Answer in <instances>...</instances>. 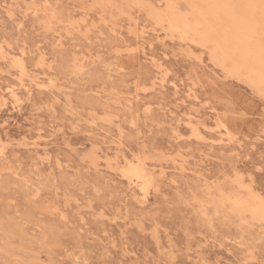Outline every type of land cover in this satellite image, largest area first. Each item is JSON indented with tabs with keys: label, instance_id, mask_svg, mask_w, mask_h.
Here are the masks:
<instances>
[{
	"label": "rangeland",
	"instance_id": "374dc122",
	"mask_svg": "<svg viewBox=\"0 0 264 264\" xmlns=\"http://www.w3.org/2000/svg\"><path fill=\"white\" fill-rule=\"evenodd\" d=\"M131 6L0 0V45L24 50L25 77L43 84L20 87L18 105L0 103V264H241L264 257L260 221L217 206L229 192L264 195V99L213 65L205 48L162 38L159 27L152 33L147 9ZM189 48L204 64L194 66ZM8 64L0 58L2 84L20 75ZM187 113L201 124L200 137ZM93 147L96 161H85ZM141 153L155 177L145 195L118 171ZM36 190L40 196L30 199Z\"/></svg>",
	"mask_w": 264,
	"mask_h": 264
},
{
	"label": "bare ground",
	"instance_id": "6f19581e",
	"mask_svg": "<svg viewBox=\"0 0 264 264\" xmlns=\"http://www.w3.org/2000/svg\"><path fill=\"white\" fill-rule=\"evenodd\" d=\"M118 1L119 0H100V3L113 4ZM120 1L123 2V4L126 6L128 5L136 6L137 4L147 5L146 7H139V8H146L148 15L153 19L154 25L151 30L152 33L157 35V33L159 32V29H161V30H164V35L162 36V38L165 36L169 39H173L176 37L178 41H180L181 43H185V44H188L193 38H195L197 41L195 45H198L200 47H201V43L210 44L211 47H202V48H205L207 50L209 61L213 65H216L219 68H221L228 77H232L238 82L248 85L258 95H260L261 90H264V79L261 78L260 71H259L258 51H259V44H260V19H259L258 9L248 10V9H242V8L208 7V5H212V4L241 5V4L250 2V0H164V6L161 9L153 6L148 0H120ZM255 2L258 3L259 0H255ZM170 3L182 4L184 5V7L180 8L179 10L170 9L167 7V5H169ZM29 5L30 6L28 7L30 8L33 5V3H29ZM44 7H46V4ZM118 10L122 11L123 9L120 8ZM33 11L35 10L33 9ZM38 11H40V9H38ZM41 11L45 13L47 9L44 8ZM50 12H51L50 13L51 17H54L55 16L54 10L52 11L50 10ZM51 17L49 15V19ZM55 18H58V17H55ZM74 20L76 21V19ZM94 23L92 24L94 25ZM133 25L136 28V25H137L136 22H134ZM42 27L44 26L42 25ZM87 30L85 31L87 32ZM139 30H140L139 33L141 35L143 34L144 36L145 34L144 26H141V29ZM182 36H187V39H181ZM205 36L207 37V40L204 39ZM58 38H59V35H58ZM58 42H59V39H58ZM162 42L164 41L162 40ZM190 44L192 43H189V45ZM250 48L255 51L256 53L255 56H252V57L249 56ZM6 49L7 48H2V46L0 45V58L3 60L4 59L9 60L8 66L18 69L20 73L19 76H15L14 74L10 73V75L8 76V77H12L10 80L5 81L4 84H2L3 80L2 82H0V103L3 108L6 107L7 109V107L10 104L18 105L19 96H18L17 90L20 87L24 88L28 92L29 85H31V82H34L37 86H41L43 84L41 81H39L38 76H35V78L25 77L26 67L24 64V54H25L24 50L20 49L18 52H13V50L8 49L9 50L8 51ZM189 52H191L193 55H198L201 57L200 54L194 53L195 51L193 50V48H189L188 53ZM43 59L44 57H43V54L41 53L39 56V62L43 63L42 62ZM201 64H204L203 59H202ZM77 66H79V68L82 67L80 64H76V67ZM157 66L159 68V65ZM202 67H204V65ZM3 72L4 71H1L0 69V76L2 77H4L2 75ZM2 77H0V81L1 79H3ZM154 79L155 80L157 79L156 76L154 77ZM50 84H52V82ZM190 90L192 89L190 88ZM187 115L189 116L188 117L189 122L192 123V127H191L192 135L195 137H200V132L197 127V124H200V123H198V121L194 122V117H195L194 114L187 113ZM108 117L112 118V115H109ZM216 122L220 124L219 125L220 127L224 128L225 130L224 134L232 138L231 135H234V134L229 131L226 125L222 123L220 120H217ZM202 137L204 136L202 135ZM204 138L205 140L208 139V138L206 139V137ZM4 146H5V143L2 142L1 137H0V155L2 154L4 150ZM145 169H146L147 176L152 179V185H153L155 177L153 176V173L151 171L147 170L146 166H145ZM127 178L131 182L137 184L139 186L140 191H141V188L144 187L143 180L133 179L131 177H127ZM236 180H237L238 185L240 186V183H241L240 178L237 177ZM147 191H148V188H146L145 191L142 192V194L145 195ZM193 195L195 196V194ZM235 200H243V201L248 202V207L234 210L231 201H235ZM219 201H220V204L217 205L218 207H221L224 203H227L228 209L233 214L239 217H242L244 216V214L247 213L250 215L252 219L260 221L259 216L257 215L253 217L252 212H251L252 208H256V209L259 208L260 198L254 195L253 193H251L250 191H247L244 194H239L237 192L235 193L229 192L226 194H221V198Z\"/></svg>",
	"mask_w": 264,
	"mask_h": 264
},
{
	"label": "snow or ice",
	"instance_id": "6c2138e0",
	"mask_svg": "<svg viewBox=\"0 0 264 264\" xmlns=\"http://www.w3.org/2000/svg\"><path fill=\"white\" fill-rule=\"evenodd\" d=\"M146 6L147 5H143V4H137L136 5V7H146ZM167 7L170 9L179 10L180 8L184 7V5L178 4V3H170L169 5H167ZM208 7L242 8V9H248V10H257L258 9L259 19H260V44H259V51H258L259 71H260L261 78L264 79V0H259L258 3H256L255 0H250V2L245 3V4H241V5H232V4L216 5V4H212V5H208ZM181 39H187V36H182ZM204 39L207 40V37L205 36ZM196 42L197 41L195 38H193L190 41V43H192V44H195ZM201 47H211V45L208 43H201ZM188 55L193 60L194 66L202 63V59L200 56L193 55L191 52H189ZM255 55H256L255 51L250 48L249 49V56L252 57ZM77 69L79 71L83 70V69L79 68V66H77ZM196 70L198 71L199 69L197 68ZM260 96L262 99H264V90H261ZM145 111L146 112L150 111V109L146 108ZM102 119H104L106 121H110L112 118L105 116V117H102ZM133 127H135V124H133ZM121 135H123V134H121ZM97 155H98V152L95 149V147H93L92 149H90L89 151H87L84 154L83 159L85 161L95 162ZM144 161H145V157L142 153L141 154H133L131 156V159H123L122 163L124 166L122 168L118 169L119 173L125 177H131L133 179L143 180L144 187L141 188V192H144L146 188H149L152 186V179L147 176ZM261 170L264 171V165H262ZM95 191H96L97 195H99L101 192V189L96 188ZM39 196H40V192H39V190H36V194L34 196H30L29 198L32 200H36V199H38ZM231 203L233 205L234 210L248 207V202L243 201V200H235V201H231ZM251 212H252L253 217H255L257 215L259 216L260 223L262 226H264V195H262L260 197L259 208L258 209L252 208ZM47 241H48V237L45 236L39 241V243L43 246L47 243ZM53 255H54V253H53ZM15 264H65V262L63 260H56L53 258H47V259H43V260H39V261H36V260H17L15 262ZM220 264H222V262H220ZM241 264H264V257H262L259 261L245 260V261H242Z\"/></svg>",
	"mask_w": 264,
	"mask_h": 264
}]
</instances>
